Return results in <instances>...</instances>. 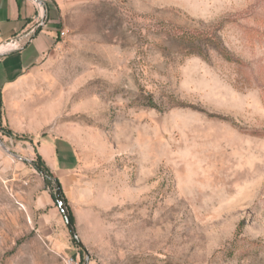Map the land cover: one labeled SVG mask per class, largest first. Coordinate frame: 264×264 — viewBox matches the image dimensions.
Masks as SVG:
<instances>
[{
  "label": "rangeland",
  "instance_id": "374dc122",
  "mask_svg": "<svg viewBox=\"0 0 264 264\" xmlns=\"http://www.w3.org/2000/svg\"><path fill=\"white\" fill-rule=\"evenodd\" d=\"M61 1L85 251L0 129V264H264V0Z\"/></svg>",
  "mask_w": 264,
  "mask_h": 264
},
{
  "label": "crops",
  "instance_id": "0c3cea01",
  "mask_svg": "<svg viewBox=\"0 0 264 264\" xmlns=\"http://www.w3.org/2000/svg\"><path fill=\"white\" fill-rule=\"evenodd\" d=\"M61 0H0V129L26 160L37 157L60 186L78 166L73 143L59 137V22ZM42 19V25L31 29ZM11 136L20 138L14 141ZM14 146V144H12ZM34 162L32 165L34 166ZM35 168V167H34Z\"/></svg>",
  "mask_w": 264,
  "mask_h": 264
},
{
  "label": "water",
  "instance_id": "95a60500",
  "mask_svg": "<svg viewBox=\"0 0 264 264\" xmlns=\"http://www.w3.org/2000/svg\"><path fill=\"white\" fill-rule=\"evenodd\" d=\"M53 199L62 215V218L64 220V223L67 227V230L69 232V234L71 235L72 239L85 251V249L83 248V245L81 244L78 236L76 235L75 233V230L70 222V219H69V215H68V212H67V208H66V204L61 196V192H60V189L59 188H56L55 189V192L53 194Z\"/></svg>",
  "mask_w": 264,
  "mask_h": 264
},
{
  "label": "trees",
  "instance_id": "16d2710c",
  "mask_svg": "<svg viewBox=\"0 0 264 264\" xmlns=\"http://www.w3.org/2000/svg\"><path fill=\"white\" fill-rule=\"evenodd\" d=\"M34 167H35V169L38 172H40L41 174L45 175V177H48L46 172H45V169L42 167V165L40 163L34 164ZM55 187L60 189V186L57 184V182H55ZM61 196H62V193H61ZM67 212H68V215H69L70 222H71V224H73V217H72V214L69 212L68 208H67Z\"/></svg>",
  "mask_w": 264,
  "mask_h": 264
},
{
  "label": "built area",
  "instance_id": "2783aa9c",
  "mask_svg": "<svg viewBox=\"0 0 264 264\" xmlns=\"http://www.w3.org/2000/svg\"><path fill=\"white\" fill-rule=\"evenodd\" d=\"M42 19L41 18L39 20V22L36 24V26L34 28L31 29L30 33H34L38 27H40L42 25ZM6 46H10V48H13V49H17L19 48V46L17 45V42H14V41H10L8 44H6ZM67 264H74L72 260H68Z\"/></svg>",
  "mask_w": 264,
  "mask_h": 264
},
{
  "label": "bare ground",
  "instance_id": "6f19581e",
  "mask_svg": "<svg viewBox=\"0 0 264 264\" xmlns=\"http://www.w3.org/2000/svg\"><path fill=\"white\" fill-rule=\"evenodd\" d=\"M8 48V46H2V47H0V52H2L4 49H7Z\"/></svg>",
  "mask_w": 264,
  "mask_h": 264
}]
</instances>
